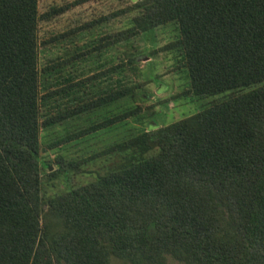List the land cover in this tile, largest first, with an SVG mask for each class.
I'll return each instance as SVG.
<instances>
[{"label": "trees", "instance_id": "1", "mask_svg": "<svg viewBox=\"0 0 264 264\" xmlns=\"http://www.w3.org/2000/svg\"><path fill=\"white\" fill-rule=\"evenodd\" d=\"M125 13L98 56L172 24L162 49L195 95L220 96L131 127L90 157L103 161L94 179L47 195L41 130L83 113L101 120L81 134L148 117L137 54L89 74L65 69L90 50L41 63L64 34L40 38L38 0H0V264H264V0H134L105 18Z\"/></svg>", "mask_w": 264, "mask_h": 264}, {"label": "rangeland", "instance_id": "2", "mask_svg": "<svg viewBox=\"0 0 264 264\" xmlns=\"http://www.w3.org/2000/svg\"><path fill=\"white\" fill-rule=\"evenodd\" d=\"M133 2L134 0H38L39 11L45 15L39 24L40 38L49 40L56 34H64L59 40L42 46L40 62L58 56L67 59L75 56L76 52L90 50L87 58L78 57L76 62L68 64L65 69L89 74L101 69L99 63H103V66L109 65L108 58L114 61L118 56L123 57L129 52H135L137 72L132 74V79L142 83L139 94L143 99L139 102L149 113L143 123L130 120L126 124L99 128L82 134V131L101 120L98 113H83L79 117L41 130V173L43 189L47 195L94 179L96 170L103 161L100 157H90L113 141L126 136L131 127L155 128L185 117L220 96L195 95L190 90L185 71L176 67L172 52L162 49L176 34V28L172 24L160 25L150 32L139 33L117 46L107 47L100 56L96 54L95 45L100 39L108 33L128 26L132 13L105 17ZM52 7L63 9L54 13ZM60 156L63 162L59 161ZM50 171L58 172L50 175ZM110 264L128 262L112 256ZM167 264L182 263L169 257Z\"/></svg>", "mask_w": 264, "mask_h": 264}]
</instances>
